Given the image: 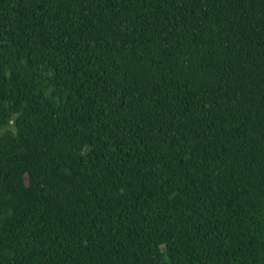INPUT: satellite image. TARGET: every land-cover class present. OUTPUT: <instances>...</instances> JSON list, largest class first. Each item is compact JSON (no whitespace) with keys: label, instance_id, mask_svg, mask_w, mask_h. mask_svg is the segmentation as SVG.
Masks as SVG:
<instances>
[{"label":"trees","instance_id":"1","mask_svg":"<svg viewBox=\"0 0 264 264\" xmlns=\"http://www.w3.org/2000/svg\"><path fill=\"white\" fill-rule=\"evenodd\" d=\"M0 264H264V0H0Z\"/></svg>","mask_w":264,"mask_h":264}]
</instances>
